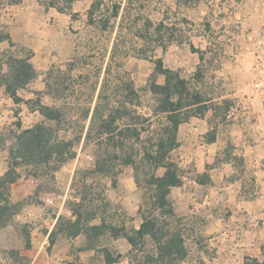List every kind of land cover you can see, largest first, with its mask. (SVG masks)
Wrapping results in <instances>:
<instances>
[{
    "label": "rangeland",
    "instance_id": "obj_1",
    "mask_svg": "<svg viewBox=\"0 0 264 264\" xmlns=\"http://www.w3.org/2000/svg\"><path fill=\"white\" fill-rule=\"evenodd\" d=\"M38 1L44 6L49 2ZM92 1L76 0L68 11L61 12L63 14L56 19L58 38L55 45L58 54L45 72L46 89L50 96L37 97L42 104L58 107L63 124L67 126V136L78 137L72 147L74 156L61 165L63 169L61 166L55 171L43 167L20 166L18 172L37 177V190L41 194L39 199L36 196L38 202L43 199V193L50 190L60 192L68 186L66 200L69 208L73 202L84 197L82 206H73L83 217L94 213L104 219L107 226L115 224L117 228H124L123 224L131 226L135 219L133 213L129 212L138 199L139 207L145 215L160 213L152 209L148 199L145 173L151 169L140 160L142 144L154 137L162 120L152 112L155 101L148 91L153 76L157 83L164 82L162 74L154 73L156 60L160 59L163 67L173 70L184 80L187 98H183V101H188L192 94L198 93L205 101L217 98L204 102L205 107L218 106V100L226 107L235 104L233 101L236 94L245 91L255 93L254 62L256 55H264V43H260L264 42V34L252 32L260 19L259 13L252 6V0H96L97 6L90 17L88 11ZM116 6L118 15L113 17L112 12ZM251 41H258L261 49L257 54L254 53L250 68L247 69L245 62L251 56L245 46ZM8 54V58L3 60L4 64H8L1 65L0 61V80L9 74L7 65L11 59L16 58L12 56L17 55L15 49L8 50ZM235 58L239 59L238 65L234 63ZM129 81L133 84L134 93L126 92ZM220 95L222 97L219 99ZM257 97L261 99L260 95ZM132 98L137 106L134 108L143 114L134 119L140 128L139 141L124 138V143L128 147L126 154H131L136 161L135 165L139 167L137 171L133 164L122 163L125 156L111 152L112 144L120 142L117 133L110 137H97L92 132L90 138L86 137L95 106L109 109L118 100ZM202 109L196 105L181 110L179 114L184 117L193 110L198 112ZM39 116L42 117L41 114ZM60 132L63 133L62 130ZM106 141H109L108 153L104 151L106 145L100 144ZM176 147L168 156L178 163ZM98 156L106 160V174L95 171ZM163 170L157 168L155 173L160 175ZM130 176H134L133 184L137 194L130 197L131 203L127 199L125 209L122 194L129 193L130 184L133 185L126 181ZM136 176L139 183L136 182ZM76 195L79 199H72ZM6 196L7 190L3 197ZM26 201L22 199L9 203L0 215V264H30L32 260L30 236L33 225L22 216ZM181 218L173 213L162 219L169 223L167 228L180 231L185 244L187 229ZM159 221L162 223V220ZM57 229L54 235L60 232ZM111 235L110 229L105 227V231L95 239L94 246H99V250L111 247ZM196 243L198 247L206 246L207 252L214 246L211 242ZM86 244L88 246V241ZM192 246L195 248L194 244ZM151 247V241L147 240L137 249H129L126 254L132 264H137L134 256L141 258ZM185 248L190 253L186 254L180 264H206L211 261V256L193 254L189 243L185 244ZM111 250L115 252L114 248ZM214 259V264H235L237 261L228 256ZM259 259L260 264H264V256ZM35 261H38L35 264L43 262L39 257ZM257 263V259L251 257L244 261V264Z\"/></svg>",
    "mask_w": 264,
    "mask_h": 264
},
{
    "label": "crops",
    "instance_id": "obj_2",
    "mask_svg": "<svg viewBox=\"0 0 264 264\" xmlns=\"http://www.w3.org/2000/svg\"><path fill=\"white\" fill-rule=\"evenodd\" d=\"M252 2L260 17L252 32L264 34V0ZM60 14L63 13L41 5L38 0H20L0 7L1 65L8 64L3 60L8 58V50L15 49L17 55L12 57L25 59L35 74L16 87L20 101H15L6 88V82H10V64L15 58L7 65L9 74L1 78L0 176L8 168L9 148L15 140L13 134L42 118L35 106L27 101L50 96L45 72L58 54L56 19ZM245 49L250 51L251 58L245 62L249 69L254 53L257 54L261 46L258 41H251ZM238 61L234 59L236 65ZM236 95L234 105L224 107L218 100V106H206L198 112L193 110L178 125L176 133L177 164L183 170L182 183L170 189L168 200L173 213L186 223L185 244L189 243L193 254L212 257L206 264H214L215 257L227 256L236 258L235 264H244L248 257L256 258L260 264L259 257L264 256V101L252 91ZM126 181L133 184L134 176ZM56 182L59 183L57 178ZM37 187L36 176L20 174L8 185L6 196L8 203L27 200L22 216L33 225L30 264L38 263L37 257L42 259V264H107L106 253L115 259L109 264H132L126 254L130 245L122 235L110 236V246L115 252L111 247L99 250L97 245L87 246L86 236L82 233L54 235L55 232L50 243L49 235L57 219L61 216L73 220L75 215L67 205L68 186L60 192L43 193L40 202L36 199L41 195ZM130 188L129 193L122 194L125 209L127 199L131 203L130 197L137 194L134 184H130ZM72 199L79 197L76 195ZM139 201L129 212L135 218L131 226L123 224L125 231L137 229L142 222ZM92 220V224H99L101 217L95 216ZM197 241L211 242L214 246L207 252L206 246H197Z\"/></svg>",
    "mask_w": 264,
    "mask_h": 264
},
{
    "label": "trees",
    "instance_id": "obj_3",
    "mask_svg": "<svg viewBox=\"0 0 264 264\" xmlns=\"http://www.w3.org/2000/svg\"><path fill=\"white\" fill-rule=\"evenodd\" d=\"M74 1L76 0H59V2L58 0H49L46 6L54 7L59 12H66L71 8ZM18 2L20 0H0V6ZM95 2L96 0L92 1L88 11L90 17L92 10L97 6ZM117 15L116 6L112 16L117 17ZM2 38L3 36H0V39ZM154 73L155 75L162 74L164 76L163 83H157L153 76L148 84V91L153 95L155 101L152 112L154 115L160 116L162 120L161 126L155 132L154 137L149 138L146 143L142 144L140 160L151 169L145 173L148 199L152 209L159 210L160 213L147 216L140 209L142 222L139 227L125 231L124 228L107 226L104 219H101L99 224H92L91 220L95 217L94 213H89L83 217L73 207L82 206L84 197H81L79 201L73 202V206H70L72 213L75 215L73 220L64 219L61 216L57 219L55 228L49 235L50 243L53 241V233L56 232L55 229L58 227L57 230L63 234H84L90 247L94 245L95 239L107 227L112 232V236L122 235L125 237L131 250L137 249L139 245H143L147 240L151 241L152 247L148 252H144V256L141 258L134 256L137 264H180L186 257L187 253L182 234L178 229L167 228L169 223L162 219L173 215L168 194L172 187L182 183V170L168 155L178 145L176 138L178 125L189 115L187 113L184 117H180L179 112L196 105L200 109L205 108L203 104L205 100L198 93H194L188 101H183V98H187L185 96L187 94L184 90V80L173 70L163 67L160 59L155 62ZM34 75V70L25 62V59L15 58L10 64V82H6V88L15 101H20V98L16 96V87L26 83ZM134 90L132 82L129 81L126 84V92L134 93ZM27 102L35 105L43 119L14 134L15 140L9 148L8 168L0 176V200L3 201L0 203V215L9 205L7 197H3L8 185L16 181L20 176L17 171L18 167H43L46 170L55 171L67 159L74 156L72 147L75 141L78 140V137L67 136V126L63 124L62 113L58 107L42 104L38 98ZM136 105L140 106V104ZM134 107L137 106H135L133 98L130 100H118L115 106L109 109L105 108V106L103 108L95 106L86 137L90 138L92 132L97 137H102L103 135L110 137L113 133H117L120 137V142L112 144L111 152L125 156L126 158L122 163L133 164L137 171L139 167L135 165L136 161L132 159L131 154H126L128 147L124 143L127 139L139 141L140 128H138L134 119L143 114L139 113ZM17 126L19 127L20 125L17 124ZM61 130L63 133L60 132ZM108 142L100 143L106 145L104 148L106 153H108ZM105 161L104 158L98 156L95 161V171L106 174ZM157 168L164 169L162 174L157 175L155 173ZM136 182L139 183L137 176ZM159 220H162V223ZM105 261L109 264L115 259L106 253Z\"/></svg>",
    "mask_w": 264,
    "mask_h": 264
},
{
    "label": "built area",
    "instance_id": "obj_4",
    "mask_svg": "<svg viewBox=\"0 0 264 264\" xmlns=\"http://www.w3.org/2000/svg\"><path fill=\"white\" fill-rule=\"evenodd\" d=\"M255 82L254 92L264 100V55H256L254 62Z\"/></svg>",
    "mask_w": 264,
    "mask_h": 264
}]
</instances>
